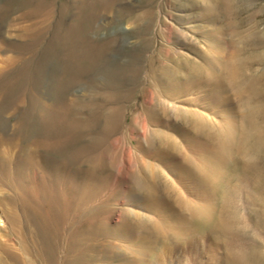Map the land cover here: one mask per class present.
<instances>
[{
    "label": "rangeland",
    "instance_id": "obj_1",
    "mask_svg": "<svg viewBox=\"0 0 264 264\" xmlns=\"http://www.w3.org/2000/svg\"><path fill=\"white\" fill-rule=\"evenodd\" d=\"M36 1L0 0L2 138L11 140L9 147L53 144L59 152H43L47 159L67 160L81 149L90 157L117 153L112 172L91 169L80 161L82 151L77 162L68 160L83 172L90 169L96 178L108 175L109 188L89 202L95 207L119 186L116 182L122 185L119 191L131 194L126 189L129 167L140 172L144 165L152 166L154 177L149 179L159 187L155 205L146 196L108 199L107 217L100 216L114 233L97 240L84 236V246L97 245L102 251L97 258L83 246L87 257L81 264H264V193L255 175L243 176L238 152L220 170L213 201L204 194L213 187L205 177L207 150L213 149L209 137L226 132L231 120L238 140L253 107L262 112L259 122L264 126V0ZM207 79L218 82H212L217 95L208 96ZM255 154L264 174V151ZM104 157L101 161L108 160ZM39 162L44 166L46 161ZM238 184L239 210L222 212L223 189ZM210 202L215 209L208 225L195 213ZM85 206L86 211L92 207ZM124 214L138 226L127 238L118 230ZM137 215L152 226H140ZM223 220L231 225L228 232L222 229ZM61 231L54 252L57 264L64 251ZM18 241L2 217L0 264H10L6 247L27 261ZM35 244L38 249L40 244ZM241 254H249L246 262H240ZM27 264L40 263L33 258Z\"/></svg>",
    "mask_w": 264,
    "mask_h": 264
},
{
    "label": "bare ground",
    "instance_id": "obj_2",
    "mask_svg": "<svg viewBox=\"0 0 264 264\" xmlns=\"http://www.w3.org/2000/svg\"><path fill=\"white\" fill-rule=\"evenodd\" d=\"M71 1L74 2V0H71ZM73 2H71V3H73ZM36 3H37V1H36ZM78 3H79V1H78ZM9 4L10 3H8V5ZM21 5H22V3H21ZM69 5H72V4H69ZM72 6H71V8H72ZM75 9H77V8H75ZM75 9H73V10L75 11ZM62 10H63V8H62ZM64 11H65V8H64ZM74 11H73V13H74ZM11 12H13V11H11ZM14 12H16V11H14ZM66 13H68V12H66ZM63 15H64V13H63ZM73 15L74 14H72V16ZM58 16H59V14H58ZM58 18H59V20H61L60 17H58ZM56 23H57V21H56ZM62 24H63V22H62ZM56 26H58V25H55L53 30H57ZM62 26H63L62 29H64V25H62ZM53 32L55 33V31H53ZM43 41H45V40H43ZM11 43L13 44V42H11ZM72 68H74V67H72ZM106 68H108V67H106ZM110 69H111V67H110ZM138 69H136V70H138ZM114 70H115V68H114ZM116 70H118V69H116ZM73 71H75V69ZM91 72H92V70H91ZM98 72H99V69H98ZM138 72L137 73L135 72V73L138 74ZM135 73H134V75H135ZM67 74L71 75V73H68V72H67ZM76 74H78V71H76ZM84 75H86V73ZM99 76H100V74H99ZM231 76H233V74H231ZM78 79H79V76H78ZM91 80L93 81L92 78H91ZM207 81H211V85L209 84L210 89H209L208 96L211 97V96L217 95L216 94L217 93V87H214L212 82H215V83H218V82H216L213 79H207ZM75 83H77V81ZM91 86H92V84H91ZM63 88H66V87H64V85H63ZM59 89H60V87H59ZM95 89H96V87H95ZM56 91H60V90L56 89ZM102 92H104V91H102ZM250 93H253V90H251ZM42 95H41V99L43 98ZM60 95L61 94H59V96ZM64 95L62 93V96H64ZM106 95H108L107 92H106ZM55 96H57V95L55 94ZM56 98H54V99H56ZM100 98L102 99V97H100ZM100 98H99V100H100ZM105 98H106V96H105ZM111 99H109L110 102H111ZM113 99H112V101H114ZM109 100L106 99V102ZM115 101L117 103V100H115ZM106 102L104 101V103H106ZM54 104L56 105V103H54ZM73 105H75V104L73 103ZM37 106H40V104H38ZM84 106H86V105H84ZM77 107H78V104H77ZM102 107H103V103H102ZM68 109H70V108H68ZM81 109H83V107ZM83 110H85V109H83ZM112 110H113V108H112ZM79 111H81V110H78V112ZM42 112H44V111H42ZM92 112H93V110H92ZM96 112H98V111H96ZM11 114H14V113L12 112ZM261 115H262V112L260 111V109H257L254 107L249 109V113L245 116L246 118H245V120H243V122L241 124L243 131H242V134L238 140L235 139L236 127H234V123L231 120L226 121V126H227L226 132L218 133L217 135H211V137H209V140L211 142H213V149L207 150L209 170H206V172H205L206 176L205 177L207 178L211 187L212 186L213 187L211 189H207L206 193H204V194H206L207 198H209V196L211 195L210 196V197H212L211 202L213 201V195L216 194V192L218 190V185L220 183V179L222 178V174H221L220 170L222 169L223 166L228 164L229 159L235 157L234 156V154L236 155L235 152H238V154H239V155H237V160H240V163H242L241 168H242L243 176L248 177L249 175H252V174L255 175L257 186L260 188L261 192L264 193V174H262V172L260 171V168L258 167L259 161H257V160L259 159V156L257 154H255V152H258L259 149L264 151V128H263L264 126H262V124L259 122ZM78 117H79V114H78ZM88 117H89V115H88ZM93 117L95 118V116H93ZM79 119H80V117H79ZM19 120H20V118H19ZM90 120H93V119L91 118ZM76 121H79V120H76ZM61 122H62V120H61ZM34 124H36V123H34ZM17 125H18V123H17ZM55 126H56V124H55ZM66 127H68V126H66ZM66 127L64 125L65 129H66ZM87 128H88V126H87ZM96 128L99 129L98 127H96ZM47 130H49V129H47ZM91 131H93V129ZM94 131H95V128H94ZM1 133H4V131ZM27 134H29V133L27 132ZM42 134H44V133H42ZM76 135H78V134H76ZM97 135H99V134H97ZM2 136L0 134V210H1L0 221H1L2 217H4L6 219V221H8V223H10L13 233L14 234L16 233L19 235V237H20V241H18L19 247H20L21 252L25 253V255L27 257V261H32L34 258L37 261H39L40 264H57V262L55 261L54 252H56L57 248L59 247V244L56 243V240L60 241V239H61L59 237H60V231L62 229L61 228V225H62L63 231L65 233L63 231H61V232L64 233L65 235L63 236V238H64L63 239V241H64L63 259L60 262V264H81V261H83L84 258L87 257L86 253L82 252L84 250L83 246L86 242V241H84V238H83L84 236H88L90 240H97L98 238H100L102 236L111 235L114 233L112 229H110L109 227L106 226V222H107L106 219L101 218V217H105V216H100L101 214L103 215V213L105 211H108V209H109V208L107 209V205L105 204V202L108 201V199L110 200V199H114L117 197H123V195H124V196H128L127 198H129V199H133V196H146L147 198H149L152 205H155V203H157L159 201V191L157 190V189H159V187L157 186L156 182L150 181V179H149V176L151 177V174L154 177V171L151 172L153 167L146 164V166L144 165L140 172L137 170H134V168H132V167H129L130 169L128 168L129 175H128L126 189H129L131 194H128V193L125 194L126 192L125 191L121 192L122 190L119 191L120 190L119 186L121 187L122 185H120L118 182H116V184H118L119 186H116L111 191V193H109L105 197L104 200L101 199L102 200L101 203H99L96 207L92 206L93 203H92V205L91 204L89 205V202H94L93 200H96V198L99 197V195L108 187V185L105 184L106 180H107L106 178L108 175L106 174V176H104L102 178H96V177H94L93 172L91 173L90 169L87 170L88 169L87 168L86 169L87 171L85 172V170H84V172H83V170H81V168H80L81 166L74 168L72 163L71 164L69 163L70 160L71 161H76V159L79 160L80 151H82L83 149H81L79 152H75L73 154L71 153L72 155H74L73 158L72 157L69 158L70 157L69 156L67 160L66 159L55 160L54 156H52V155L51 156L53 157V159H47L48 156L46 153L47 152L50 153L49 151L52 150V148H53V151H55L54 149H56L53 144L46 143L45 145L40 146L39 144L34 143L32 145H29V146L27 144V146L25 147V146L18 145L19 144L18 143L17 146L14 145L13 147H9L10 143L8 141H11V140H8L7 138H2ZM101 136H102V134H101ZM87 137H89V136L87 135ZM73 139H75V138H73ZM23 140H25V139H23ZM33 140L34 139H32V142H33ZM16 141H18V139ZM83 142H85V141H83ZM131 143H132V141H131ZM56 145H58V144H56ZM81 145H83V144H81ZM84 145H86V144H84ZM57 147H59V146H57ZM70 147H71V149H73V148L75 149L77 146L75 147V145H74L73 148H72V146H70ZM70 147H69V150H70ZM78 147H80V146L78 145ZM64 148H67V147H64ZM61 149H62V146H61L60 150ZM85 149H87V148H85ZM88 149H89V147H88ZM85 151H87V150H85ZM85 151L81 152L82 155L80 158H83V160L80 159V161L85 162V163H89L92 166L91 169L100 168L101 170H104V171H111V169L117 163L118 157H117V153H115V152L113 154H110V156L103 153V154H100L97 156L90 157L87 154V152H85ZM43 152H46V153L44 154ZM57 152H59V151L57 150ZM56 154H58V153H56ZM59 154H61V153H59ZM65 154H67V153H64V158H66ZM104 156H107L106 157L108 159L107 161H101L103 158H105ZM40 158H43L46 161L44 166H42L40 164V162H39ZM71 165L73 166V168L71 167ZM80 165H82V164L80 163ZM95 167H97V168H95ZM113 171H115V170H113ZM95 173H97V172H95ZM117 174L119 175V173H117ZM124 174H125V172H124ZM121 182H124V181H121ZM110 184L111 183H109V185ZM239 188H240V186L238 184V186L235 188H231V187L227 186L223 189L222 198H221V210H222V212H224V213H228V212H232V211L237 212V210H239V207L236 206L237 201H238V196H239V190H240ZM105 194H106V192H105ZM100 198H102V196ZM98 202H100V201H98ZM98 202H96V203H98ZM211 202L208 206H206V208L204 210L197 211V213H195L198 216H200L201 218L207 219L206 220L207 224L212 222L211 221V219H212L211 214H212V211L215 209V207L212 205ZM85 205L92 206L93 208L90 207L89 210L86 211L88 209V207H86ZM156 206H154V207H156ZM192 211L195 212L193 209H192ZM105 213H104V215H106V217H107V214H105ZM175 219H176V217H175ZM134 220H136L140 224V226H142V227L143 226L144 227L145 226L146 227L152 226V223L145 222L138 215L134 216ZM200 220H202V219H200ZM202 221L200 223H202ZM206 222L203 221V223H206ZM211 224H210V226H212ZM205 225L203 224L202 226H205ZM221 225H222V229L224 230V232H228L231 228V225L229 224V222H227V220H223L221 222ZM205 227H208V226H205ZM137 228H138V226L135 225V222L130 220L129 217H127L125 214L121 216V219L119 221V226H118V230L120 231L119 235L121 237L127 238L129 235V232L134 230V229H137ZM35 243L40 244L38 249L35 248V246L37 245ZM60 244H61V242H60ZM84 247L86 250L94 251L95 254L97 255V258L99 256V252L102 251V250H99V251L97 250V248H98L97 245H93V246L92 245H87V246L85 245ZM101 247H103V250H104V249H107L108 245L103 244V245H101ZM58 252H59V250H58ZM61 255H62V253H61ZM5 256H6V259L10 262V264H27L26 260L19 259L20 255L18 256L16 253L9 250L8 247H6V249H5ZM102 257L103 256L101 255V258ZM247 258H249V254H241V256L239 257V260H240V262H246Z\"/></svg>",
    "mask_w": 264,
    "mask_h": 264
}]
</instances>
